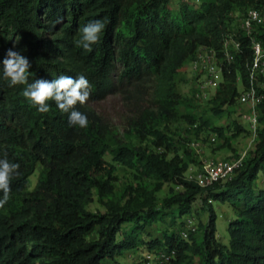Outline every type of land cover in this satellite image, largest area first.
Returning a JSON list of instances; mask_svg holds the SVG:
<instances>
[{
  "label": "trees",
  "instance_id": "trees-1",
  "mask_svg": "<svg viewBox=\"0 0 264 264\" xmlns=\"http://www.w3.org/2000/svg\"><path fill=\"white\" fill-rule=\"evenodd\" d=\"M172 1L0 0V70L15 45L31 62L29 82L83 75L91 85L89 100L74 109L88 118L81 129L54 102L40 113L22 96L25 85L9 87L0 78V158L6 154L20 165L10 198L0 208V264H120L124 252L145 246L138 235L173 213L183 217L180 233L174 219L161 237L151 238L148 252L175 255L157 263L264 264V100L256 146L225 183L203 189L189 181L195 161L189 144L182 156L163 131L180 120L198 128L202 101L195 88L191 96L182 93L186 67L201 48L222 59L231 35L240 52L234 63H225L223 82L207 103L217 117L240 103L239 83L248 87L253 51L251 38L234 32L236 20L248 8L264 14V0H211L199 6L194 4L200 0H180L177 8ZM97 19L105 24L100 42L91 52L77 48L79 30ZM256 37L264 43V25ZM111 97L120 99L119 122L99 108ZM236 130L233 137L241 128ZM215 131L223 136L222 129ZM121 166L134 171L136 184L118 193ZM168 184L178 191L160 201L157 195ZM203 195L229 202L238 215L229 227V246L217 240L212 204L201 240L197 232L183 238L184 221ZM95 202L106 212L91 210ZM124 225L133 229L119 239Z\"/></svg>",
  "mask_w": 264,
  "mask_h": 264
},
{
  "label": "rangeland",
  "instance_id": "rangeland-1",
  "mask_svg": "<svg viewBox=\"0 0 264 264\" xmlns=\"http://www.w3.org/2000/svg\"><path fill=\"white\" fill-rule=\"evenodd\" d=\"M203 1L211 0H200L194 5L199 6ZM179 2L180 0L172 1V6H174V8H177ZM186 75L188 83L182 86V93L184 94V96H191L192 89L195 87L194 73L193 69L191 68V63H188V66L186 67ZM239 91H243L241 81L239 83ZM119 101V97H111L106 102L102 103L99 108L108 112L110 115H113L116 121L119 122V115H121V109L118 107ZM181 112L182 114H184L185 109H182ZM247 113V106L240 102L235 107L227 108L222 117H217L213 114L211 105H209L207 101H202L201 109L197 113V117L199 118L197 129L188 125L184 120H180L170 124V126L167 129L164 128L163 131L171 136L175 143L177 152H179L182 156H184L185 144H189L192 155L191 159L195 160H192L194 164L190 165V169H192V171H197L198 168L206 162H211L213 160L235 161L240 158L247 157L248 154L252 150H254L258 141V137L257 132H254L250 128L248 120L244 117ZM204 122L208 123V125H205ZM237 126L241 128L240 134L236 137H233V135L237 132ZM215 128L222 129L223 136H220L218 132L215 131ZM212 138H215L216 140L211 141ZM227 140L230 141L228 142ZM171 151L173 152L170 153V157L174 155V150ZM108 160L110 161L112 160V158L109 156ZM189 173L190 171H188L186 176H188ZM118 176L119 182L116 185V191L118 193H120L126 185L136 184L135 173L129 168L122 166L119 167ZM37 179L38 174L34 175L31 178V183L29 186L31 189H33L36 185ZM177 191L178 190L173 185L168 184L160 193H158L157 196L160 201H163L164 199L171 197L173 193ZM207 204H212V208L214 209L217 216V240L221 244L229 246V227L231 222L237 219L238 215L234 212L235 210L229 202L223 203L221 201L213 200L210 195H203L198 197L197 201L192 206L190 214L188 215L196 219V225L198 228L197 239L201 240L209 219V211ZM235 206L239 207L240 204L236 203ZM91 210L101 211L103 213L106 212L105 208L98 202H95L93 205H91ZM168 212V214H172L173 212H176V210L173 209ZM173 215L174 217L169 216L163 223H156L148 227L146 230L149 233L144 232L138 235L141 240H144L145 246L135 252H124L121 257L117 258V261L120 264H159L153 259L151 261L147 260V256L149 254L148 248L151 244V238L161 237L162 232L165 230V228L169 226L171 227L174 219H176V229H178L175 232L180 233V230L183 228V226L181 228L179 224H181V222L183 221V217L180 218L174 213ZM132 229V225H124L122 227L121 236L119 237V239L123 237V233L125 231L128 232ZM107 262L108 264H113L110 261Z\"/></svg>",
  "mask_w": 264,
  "mask_h": 264
},
{
  "label": "built area",
  "instance_id": "built-area-1",
  "mask_svg": "<svg viewBox=\"0 0 264 264\" xmlns=\"http://www.w3.org/2000/svg\"><path fill=\"white\" fill-rule=\"evenodd\" d=\"M264 25V14L254 8H248L243 15L236 20L234 32L241 30L252 41L253 58L248 64V87L244 88L240 95V101L247 106L248 113L244 116L248 120L250 128L257 132L259 127L258 107L264 100V43L256 37L259 27ZM240 52V43L232 35L229 37L223 48L224 57L219 59L216 52L209 48H201L191 61V68L194 73L196 98L207 101L214 96L217 88L223 82V69L225 63L232 64L236 55ZM240 80V79H239ZM212 138L211 141H215ZM244 158L235 161L213 160L200 166L197 171L189 169L187 176L189 181H194L199 187L205 189L215 183L231 181L237 170L241 169ZM196 219L188 216L184 221L182 236L187 239L191 232H197ZM175 252L171 253L158 251L155 254H148V260L156 262H170Z\"/></svg>",
  "mask_w": 264,
  "mask_h": 264
},
{
  "label": "clouds",
  "instance_id": "clouds-1",
  "mask_svg": "<svg viewBox=\"0 0 264 264\" xmlns=\"http://www.w3.org/2000/svg\"><path fill=\"white\" fill-rule=\"evenodd\" d=\"M104 28V22L99 19L88 22L79 30V38L74 40L75 46L91 52L92 46L100 42ZM14 48L15 45L9 48L2 60L3 68L0 70V78L7 81L9 87L25 85L22 96L40 113L49 112V101H52L62 113L69 114L71 125L81 129L86 128L88 126L87 116L74 110L77 103L83 105L90 98L91 85L86 77L80 75L74 78L70 75H60L52 81L41 78L29 82L31 62ZM19 168L20 165L9 161L6 154L0 158V193L3 194L0 199V208L10 198L11 181L20 175Z\"/></svg>",
  "mask_w": 264,
  "mask_h": 264
},
{
  "label": "crops",
  "instance_id": "crops-1",
  "mask_svg": "<svg viewBox=\"0 0 264 264\" xmlns=\"http://www.w3.org/2000/svg\"><path fill=\"white\" fill-rule=\"evenodd\" d=\"M199 168H200V167H199ZM199 168H198V169H199Z\"/></svg>",
  "mask_w": 264,
  "mask_h": 264
}]
</instances>
